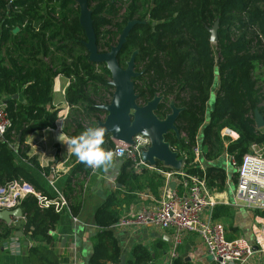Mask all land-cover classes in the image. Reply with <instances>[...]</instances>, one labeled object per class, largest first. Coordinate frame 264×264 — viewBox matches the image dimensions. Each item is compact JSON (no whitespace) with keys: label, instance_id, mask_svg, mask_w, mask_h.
Returning a JSON list of instances; mask_svg holds the SVG:
<instances>
[{"label":"trees","instance_id":"obj_1","mask_svg":"<svg viewBox=\"0 0 264 264\" xmlns=\"http://www.w3.org/2000/svg\"><path fill=\"white\" fill-rule=\"evenodd\" d=\"M88 9L100 53L115 47L123 29L135 22L121 47L118 63L125 68L134 54L133 70L139 74L133 79L137 105L142 107L160 98L155 110L160 121L172 113L170 106L181 110L175 120L179 136L170 131L164 141L184 162L187 173L204 178L210 191L222 192L225 169L202 170L192 165L191 151L201 136L202 166L218 159L225 150L239 167L252 144L264 143V128L259 130L254 123L256 111L264 120V0H88ZM79 18L77 0H0V102L5 103L10 121L0 139V187L13 181L27 183L44 197L55 199L17 163L9 146L14 144L22 160L46 174L47 168L40 169L36 159L28 156L25 138L59 119L60 110L47 107L56 77L69 81L64 92L68 114L62 127L69 139L106 116L100 107L110 103L114 93L111 73L104 63L90 61ZM215 23L217 41L212 44L209 29ZM16 28L17 33H13ZM226 130L235 137L223 136ZM103 146L114 149L110 135H105ZM69 166L71 173L62 198L71 216L77 218L85 183L94 171L75 156ZM154 168L135 173L131 161H124L120 185L125 186L130 178L136 192L122 201L117 194L111 195L96 210L100 233L86 264L120 263L122 251L112 230L122 218L116 207L142 201L143 194L160 198L165 179L158 171L172 169L160 162ZM19 208L28 242L23 248L30 264H60L52 235L61 213L54 204L41 207L33 195L21 200ZM211 211L217 221L231 215V208L225 205L214 206ZM257 215L264 218V209ZM16 229L0 220V244ZM152 261L153 252L137 245L126 264ZM171 264L188 263L178 256Z\"/></svg>","mask_w":264,"mask_h":264},{"label":"crops","instance_id":"obj_2","mask_svg":"<svg viewBox=\"0 0 264 264\" xmlns=\"http://www.w3.org/2000/svg\"><path fill=\"white\" fill-rule=\"evenodd\" d=\"M68 83L66 77H56L53 82L50 100L47 103L49 109L56 108L60 110L59 119L52 126L32 132L25 138L28 156L36 159L40 169L47 168L46 174L27 161L22 160L18 154H15L17 163L26 167L34 175L39 186L52 198L62 197L66 179L71 173L69 162L74 156L71 148L67 146L69 138L62 133L64 119L68 114L64 93ZM216 91L215 83L213 96H215ZM213 98L209 103L210 107ZM223 135H225V132ZM200 141L201 136L198 138V146L201 144ZM226 145L227 141L224 140L223 146ZM258 147L264 148V143L258 145ZM124 161L113 158V163L108 168L95 169L89 176L83 189V206L77 218H73L68 209L61 211L60 220L52 235L55 239L53 250L60 256V264H86L92 255L93 246L100 233L95 222L96 210L104 205L111 195L117 194L118 199L122 201L126 196H133L136 192L135 185L130 178L126 180L125 186L120 185L119 177L122 173L121 169ZM202 167L225 169L224 190L222 192L211 191V200L214 202V206L225 205L231 208V215L218 221L212 219V209H206L203 216L204 221L207 219L212 220L224 227L227 240L245 239L247 242L253 243L255 235L261 234L264 236L263 217L258 216L257 212L243 207H233L237 169L231 167L230 158L225 150L218 159L206 162V165L203 163ZM162 176L166 182V177ZM168 182H171V179ZM142 205L143 200L120 204L116 209L121 213V217H126L131 212H138ZM23 220L15 222L17 227L15 231L22 232L21 224ZM112 230L122 255H125V264L131 259L133 248L137 245L147 247L153 252V261L150 264H165L168 260L172 250L171 231H164L154 225L126 229L113 226ZM19 242L21 247L17 253L0 250V264H30L28 252L23 248L24 243H28L24 234ZM178 248L176 255L183 261L187 259L188 264H218L208 257L200 238L195 234L185 235L183 243ZM228 264H264V253L256 250L245 263L232 261Z\"/></svg>","mask_w":264,"mask_h":264},{"label":"built area","instance_id":"obj_3","mask_svg":"<svg viewBox=\"0 0 264 264\" xmlns=\"http://www.w3.org/2000/svg\"><path fill=\"white\" fill-rule=\"evenodd\" d=\"M105 117L100 122H103ZM9 124L5 104L0 102V139L5 135ZM224 132L223 136L227 134L229 138L235 137L231 131ZM113 142V158L131 161L133 172L140 173L144 166V168L155 169L143 162L142 156L149 151L151 145L150 139L145 135L133 137L132 143L114 140ZM9 148L13 154H17L14 144ZM250 148V152L243 156L242 164L239 167H236L230 159L231 167L237 169L233 207H243L260 212L264 209V148L261 149L255 144H252ZM191 152L192 165H197L203 170V149L196 145ZM183 165L182 161L179 171L174 169L164 173L158 171L162 175L166 174L167 180L162 187L160 198L156 199L150 194L141 195L144 203L139 211L122 217L114 226L126 229L154 225L164 231L169 230L172 233L171 253L175 256L185 235L195 234L200 238L208 257L218 264H228L232 261L245 263L256 250L264 253V236L261 234L255 235L253 243H249L245 239L227 240L224 227L212 220L204 221L205 210L213 209L215 205L211 200V191L207 188L204 178L187 173L183 169ZM169 179L175 184L173 189L170 188ZM29 195L35 196L43 208L54 204L59 213L67 209L66 202L62 197L57 199L44 197L29 184L13 181L6 187H0V211L19 207L20 201ZM20 247L19 239L14 236L0 244V250L3 252L17 253Z\"/></svg>","mask_w":264,"mask_h":264},{"label":"water","instance_id":"obj_4","mask_svg":"<svg viewBox=\"0 0 264 264\" xmlns=\"http://www.w3.org/2000/svg\"><path fill=\"white\" fill-rule=\"evenodd\" d=\"M79 7V24L86 34L87 42L84 43L89 59L93 64L106 65L107 70L111 73L110 85L114 89V93L110 103L103 105L100 109L106 112V117L103 122H98L106 128L105 135H110L112 140L118 142L132 143V138L137 135H145L151 141L149 151L142 156L143 162L149 166L154 167L156 163L160 162L165 167H169L176 171L181 170L182 161L177 159V153L170 150L168 143L164 141L165 135L172 131L177 136L178 130L175 127V120L181 110L170 106L172 113L162 121L155 116V110L160 103V98H154L146 105L139 107L137 105V97L134 91L133 79L139 74L134 72V54L125 68H121L118 63V56L121 47L126 41L132 26L135 22H130L121 32V37L115 47H112L107 52L100 53L96 45V36L92 28V14L88 9V0H77ZM217 23L209 29L211 33L210 42L215 44L217 41ZM18 29H14L13 33H17ZM111 63L112 67H109ZM13 99H18L14 96ZM5 104V103H3ZM255 127L259 130L264 128L263 117L256 111L254 113ZM118 127L119 131L114 128ZM19 135L18 141H20ZM145 167V166H144ZM142 167L141 169H144ZM166 177V174H164ZM174 182L170 183V188H174ZM24 219V214L19 207L12 210L0 211V220L6 225L15 226L16 221ZM16 238H22L23 233L15 231ZM28 243H24L27 247ZM187 259L184 260L186 263ZM119 264H125V255L120 258Z\"/></svg>","mask_w":264,"mask_h":264},{"label":"clouds","instance_id":"obj_5","mask_svg":"<svg viewBox=\"0 0 264 264\" xmlns=\"http://www.w3.org/2000/svg\"><path fill=\"white\" fill-rule=\"evenodd\" d=\"M109 67H112L111 63ZM114 130L119 131V128L115 127ZM105 133L106 128L100 124L88 126L78 135L71 137L67 146L71 148L72 154L88 167L106 169L113 163L114 153L103 146Z\"/></svg>","mask_w":264,"mask_h":264},{"label":"rangeland","instance_id":"obj_6","mask_svg":"<svg viewBox=\"0 0 264 264\" xmlns=\"http://www.w3.org/2000/svg\"><path fill=\"white\" fill-rule=\"evenodd\" d=\"M104 52V51H103ZM105 52H107V51H105ZM155 167V166H154ZM164 167V166H163ZM167 168H169V167H167ZM171 169V168H170ZM162 173H164L163 171H161ZM159 175H160V173H158ZM175 257H178L177 255L175 256V255H173L172 253H170L169 254V256H168V260L166 261V263L165 264H168L169 262H171L172 261V259H174Z\"/></svg>","mask_w":264,"mask_h":264}]
</instances>
